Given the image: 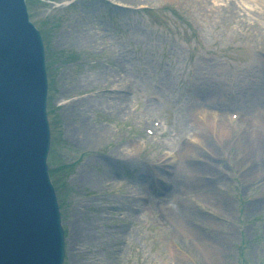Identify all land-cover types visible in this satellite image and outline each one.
I'll use <instances>...</instances> for the list:
<instances>
[{
    "label": "rangeland",
    "instance_id": "1",
    "mask_svg": "<svg viewBox=\"0 0 264 264\" xmlns=\"http://www.w3.org/2000/svg\"><path fill=\"white\" fill-rule=\"evenodd\" d=\"M26 1L45 48L64 264H264V154L238 144L253 130L264 138V117L252 126L264 108V4ZM105 88L117 110L72 108ZM235 111L252 124L229 120ZM206 115L226 138L198 132ZM83 126L101 134L90 147L73 136Z\"/></svg>",
    "mask_w": 264,
    "mask_h": 264
},
{
    "label": "water",
    "instance_id": "2",
    "mask_svg": "<svg viewBox=\"0 0 264 264\" xmlns=\"http://www.w3.org/2000/svg\"><path fill=\"white\" fill-rule=\"evenodd\" d=\"M36 60L38 61V67L37 63L36 67L40 69L42 63L41 53H38V46L36 49H29V66L31 70L29 79L33 81L36 80L35 76H33V63ZM12 80L13 77L7 79V81ZM35 84H37V81H35ZM27 87L29 88V86ZM27 92L29 93L28 90ZM30 92L32 95L33 91L31 90ZM19 97L20 94L14 91L7 82H0V119L2 117V123L0 124V195L2 194L3 197V200H0L3 206V208L0 207V217L5 219H8L10 215L15 216L16 211L22 210V204L15 198L19 190L14 192V186L18 185L21 181L20 166L25 157L24 150H29L32 146L30 141L26 143V140H24L25 134L22 136L20 134V130L24 129L21 119L27 107L18 100ZM14 106H16V109H14ZM44 153L45 148L43 147V156ZM41 155L39 153L37 154L34 166L30 167L32 169L31 171L36 174L40 171ZM10 245L14 248H11ZM31 247L29 250L24 248L18 239L16 237L14 238V232L10 229H4V225L0 221V264H6L11 260H23L25 264H34L30 262H32L31 255L35 253H38V256L35 258L36 260H34L37 262L35 264H47V262L50 264L61 263V249L58 253L42 255V245H39L36 235H33Z\"/></svg>",
    "mask_w": 264,
    "mask_h": 264
},
{
    "label": "bare ground",
    "instance_id": "3",
    "mask_svg": "<svg viewBox=\"0 0 264 264\" xmlns=\"http://www.w3.org/2000/svg\"><path fill=\"white\" fill-rule=\"evenodd\" d=\"M92 41L93 40L90 39V37H86V38L83 39V42L85 44H89V42H92ZM104 76H105L104 71L100 70L97 74H94V75H92V76H90L88 78V83H91L90 86H93L94 83H92V82H94L96 80H99V79L103 78ZM19 78L23 79L24 77L20 76ZM108 82H110V81H108ZM97 84L98 83H96L94 85V87H96ZM16 90H17V92L20 95H22L23 91H25V90L29 91V97H28V102H29L28 109L29 110H28V113H27V119H28V121H30V123L32 125L30 126L31 129H28L26 132L24 131V129L20 130L21 136L25 134L24 140H26V142H28L29 139H30L29 133H30V130L33 129V125L39 126V114L36 113V106H35V100L36 99H34L33 96L31 95V92H30L31 89L26 87V86H24V85H21V86L17 87ZM112 92H114V91H112L111 89H107V88L99 90L96 93L95 96H92L90 98H85L84 100L73 102L72 108H75V107H76V109L78 108L80 116H83V114L86 113L87 111H92V109H94L96 107H99L100 105H104L108 109L115 110L116 108H114V106H115L116 102L113 101V100L117 99V94L112 93ZM115 92H120V90H117ZM109 98H111L112 102L108 101ZM30 104L33 105V109H34V116L32 117L31 120H30V110H32V109L30 108L31 107ZM14 109H16V106H14ZM257 116H258V114L255 117L254 116L252 117L253 124L250 123L252 121H249L248 124L250 123L253 126L254 124L258 123V120H262V116L260 117L261 119L258 118ZM82 120L83 121H82V123H80L79 126H81L83 124L84 118ZM214 121H215V118L213 116H207V115L206 116H201L200 119H197L195 121V128L198 130V132H201V134H203V135L208 130V134H209V132L210 133L213 132V134L215 135L216 138L219 137L220 139H222L224 136L226 138L227 135H228V126H227V124H223L222 121H219V120L216 122V124H214ZM78 127H77V129H78ZM241 127L242 126L240 125V128ZM258 127H262V126H258ZM258 127H257V129H258ZM252 128L253 127H251V129ZM80 130L82 131V133H78V134L74 133L73 134V136H75L74 138L77 139L79 142L83 141V143L88 144L89 147L94 145V141L97 142L100 139V135L101 134H99L98 132H96V133H94V131L92 132L96 136V138L93 139L91 137V135H93V134L91 133V131L89 129H85V127L83 126V127L80 128ZM32 136L34 138L35 145H36L37 149L39 150V146L40 145H39V142L35 139V137L33 135V131H32ZM261 140H264V138L261 137V136L258 137L257 134L254 133V130H253V132H251V133L250 132L241 133V135H240V137L238 139V144L251 149L249 147V145L252 142H255V143H257L258 148H260V150L262 152L261 155L263 156L264 147L262 148V141ZM253 146H251L252 150H253ZM255 147L256 146H254V148ZM263 158H264V156H263ZM20 167L25 169V170H28V166L27 165H23V167L21 165ZM25 182H26V185H25ZM191 185H198V183H196L194 181L193 182L191 181ZM39 187H40V182H39L38 179H33V178H29V176H26V179H21L20 183L18 185L14 186V192L18 191V190L25 191L26 192L25 200L28 201V202H36V201L41 200L44 197L43 193L40 192ZM1 199L3 200L2 194L0 195V200ZM172 216H173V214H172ZM44 219L49 220V216L47 214H45ZM97 220H98V216H94L89 221L88 225H89V229L91 230V232L96 231V229H97L96 221ZM34 227H35V230L31 231L30 235H29L31 240L33 239V235H36V239L40 242V244L46 250H49V249L53 248V242H52L53 236H46V237H42L41 238L39 236V234H38V227L35 224H34ZM71 228H70V232L72 231ZM78 235H79V230L76 229L75 230V236L78 237ZM79 240H81L80 237H79ZM36 254H38V253H36ZM72 264H76V263H72Z\"/></svg>",
    "mask_w": 264,
    "mask_h": 264
}]
</instances>
